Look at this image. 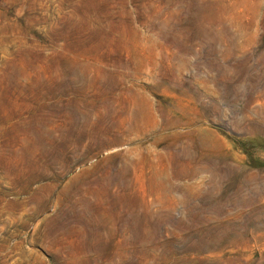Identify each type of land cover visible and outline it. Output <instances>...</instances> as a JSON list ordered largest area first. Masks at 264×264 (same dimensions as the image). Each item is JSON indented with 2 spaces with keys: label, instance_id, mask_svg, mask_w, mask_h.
I'll return each instance as SVG.
<instances>
[{
  "label": "rangeland",
  "instance_id": "obj_1",
  "mask_svg": "<svg viewBox=\"0 0 264 264\" xmlns=\"http://www.w3.org/2000/svg\"><path fill=\"white\" fill-rule=\"evenodd\" d=\"M0 264H264V0H0Z\"/></svg>",
  "mask_w": 264,
  "mask_h": 264
}]
</instances>
